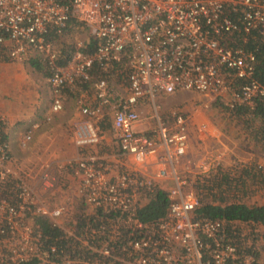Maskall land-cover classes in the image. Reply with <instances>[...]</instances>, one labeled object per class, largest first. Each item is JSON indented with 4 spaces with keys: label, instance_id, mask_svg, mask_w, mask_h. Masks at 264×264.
<instances>
[{
    "label": "built area",
    "instance_id": "built-area-1",
    "mask_svg": "<svg viewBox=\"0 0 264 264\" xmlns=\"http://www.w3.org/2000/svg\"><path fill=\"white\" fill-rule=\"evenodd\" d=\"M72 19L96 42V51L92 55L83 52L85 40H80L61 65L46 34L49 26L64 29ZM253 33L264 37V0H0V48L13 59L31 49L47 52L51 114L64 108V87L73 89L77 79H91L89 70L95 61L107 70L113 62L128 60L125 89L119 91L108 79L94 82V100L80 107L73 143L78 149L100 144L107 134L100 124L110 115L120 148L117 158L119 154L126 158L127 166L136 171L154 168L157 180H171L173 185L167 189L166 215L147 228L135 221L139 237L128 239L123 254L114 246L119 227L103 229L108 241L93 248L111 257L112 264H228L233 260L253 264L251 254L240 257L237 248L224 241L222 222L197 216L199 197L186 189L187 180L178 172L189 148V128L197 119L186 109L168 116L158 105L162 96L194 92L203 98L200 107L223 101L230 108H254L264 98V83L255 77L256 52L235 40L240 36L246 41ZM144 100L154 107V135L137 130L142 119L138 105ZM193 106L195 110L199 107L198 103ZM4 122L0 115V185L15 174L9 143L3 136ZM209 124L198 122L197 130L215 139L217 131ZM109 171H114L111 163L81 157L71 171L70 184L93 207L122 213L143 205L145 196L157 187V182L145 176L120 172L110 177ZM33 175L29 170L15 174L14 201L0 199V237L11 251L9 256L0 254L2 264L42 257L41 234L30 223L32 215L61 226L59 219L67 212L66 205H48L37 197L38 188L52 189L49 172L37 175L35 184H30ZM68 231L86 242L75 231ZM62 264L97 263L67 259Z\"/></svg>",
    "mask_w": 264,
    "mask_h": 264
},
{
    "label": "trees",
    "instance_id": "trees-1",
    "mask_svg": "<svg viewBox=\"0 0 264 264\" xmlns=\"http://www.w3.org/2000/svg\"><path fill=\"white\" fill-rule=\"evenodd\" d=\"M81 29V24L74 19L64 29H60L55 25L49 26L46 40L50 42L62 41L64 44L61 51L57 52L59 57L57 62L59 64L67 63L78 43L76 39L72 43L67 42L66 37H73ZM84 40L83 52L88 55L95 53L96 42L91 37H86ZM235 40H239L240 43L243 42L245 46L256 52L255 77L264 83V37L258 33H253L247 36L246 41H243L240 36H237ZM30 59L32 65L37 69L46 68L44 72L46 77L50 74L51 65L47 59ZM12 60L13 58L9 52L0 48V61L10 62ZM89 72L91 74L90 80L77 79L75 88L64 87L63 92L77 93L84 91L91 95L92 86L99 79H108L110 82L114 81L126 86L130 68L128 60L125 58L121 62H113L107 70L95 61ZM216 105L227 108L231 120H234L235 123L238 121L237 124H241V130L237 134V136H240L238 138L245 140L247 144H252L256 151L264 153V98L258 99L254 108L246 105L230 108L223 101L217 102ZM105 121L100 124V129L107 134H111L108 136H112V124L103 125ZM2 131L5 137L3 128ZM252 169L244 168V171H241L237 167H229L223 169V171L218 170L216 173L200 175L194 184L195 189L191 188L200 200L197 216L222 222L226 229L223 233L224 241L232 243L237 248V253L241 254L240 257L251 254L254 257L253 264H264V198L260 204H249L244 198L245 192H247L246 188L249 186L247 180L245 181V175L246 177L251 175L252 178L256 177V173ZM258 170L264 171V168L260 167ZM260 181L261 184H264V173ZM13 185L12 182L9 190H12ZM1 194L0 199L2 198ZM78 195L81 199L77 198L75 200L74 208L66 207L67 212L61 226L55 225L44 216L32 215L35 232L41 234L42 257H34L29 261H18L14 264H49V261L52 264H62L67 259L109 264L112 258L103 256L94 251L93 248L108 241L109 237L103 229L108 230L119 227L120 237L114 243V246L119 251L118 254H123V246L128 239L139 237L135 221L142 223L145 228L155 224L166 215L170 201L166 187L161 185H157L154 191L147 195L149 199L143 205L124 213L118 210L93 207L87 202L84 195L79 193ZM129 216L131 218L129 219L130 223L124 222L127 221ZM3 226L6 228V225ZM68 229L75 231L78 236L85 238L88 243L84 244L82 240L72 236ZM93 229H96L97 232H93ZM139 233L142 234L143 231L140 230ZM2 238L3 236L0 237V254L9 256L11 251L3 245ZM228 264L241 263L238 260H233Z\"/></svg>",
    "mask_w": 264,
    "mask_h": 264
},
{
    "label": "rangeland",
    "instance_id": "rangeland-1",
    "mask_svg": "<svg viewBox=\"0 0 264 264\" xmlns=\"http://www.w3.org/2000/svg\"><path fill=\"white\" fill-rule=\"evenodd\" d=\"M81 31H79V33L75 34L73 37L67 36L66 41H70L71 43L74 39H76V41H84V39L86 38V34L82 29ZM53 42V51L59 52L64 47L62 41L56 40V42ZM46 53L47 52L38 53L37 51L31 49L19 59H13L10 62L0 61V96L2 98H5L7 100V103H9V101L11 100V96L15 94L17 97L19 95L20 89L22 91L24 89L25 92H30L28 93V95H31V97L40 96L44 99H47V95H49V92H45V85H49H47V77L44 75L46 68L37 69L32 65L30 59H44ZM114 83L118 84L117 82ZM118 86L119 88H117L120 91V88L123 86L120 84H118ZM63 94L65 93L63 92ZM88 95L90 94H78V96L75 97L76 101H78H75V107L80 109V107L84 104V100L86 103ZM166 96L167 95H165V97H160L158 102V105L162 109L163 114H167L168 116H170L173 112H179L181 111V109H186L187 111H191L192 115L197 119V121H194L195 123L192 124L193 126L189 128L191 137L189 140V148L187 150V155L180 161L179 164L180 171L178 172L182 178L187 180L186 189L189 192H193L192 188L193 190L195 189L194 184L196 182V179L200 175L216 173L218 170L223 171V169H228L229 167H237V169H241V171H244V168H253L252 171H255L256 177L252 178V175L250 177H246L245 175V181L247 180V184L249 186L246 188L247 192H245L246 195L244 196V198L245 201H247L249 204H260L264 198V184H261L260 181L262 180L264 171H259L258 168H264V153L256 151L255 147L252 146V144L249 143V145L245 142V140L243 141L242 139L240 140L238 138L240 136H237V134H239L241 130V124H237L238 121L235 123L234 120H231L228 109L225 107H221L220 105L217 106L216 104H210L200 107L201 105L199 101H201L203 98L200 94L194 92H178L167 97ZM70 98L71 97H68V99ZM195 103H198L199 105L196 110L193 106V104ZM148 106L150 108V118L153 122L151 123L152 125H150V130H154L155 132L156 123L154 118H152V115L154 114V107L152 103H149ZM140 114L142 115L143 112H140ZM53 116H46V119L50 120ZM57 119L58 118L55 117L52 120L54 124L50 126V128L52 127V131L49 132L50 135L52 133H57L58 131H55V127L59 128V125L62 123L61 120L55 123ZM107 119L103 125H111L112 122L110 115L107 117ZM75 120L69 121L67 123V129H69V126L71 128V133H69L70 135L68 136V138L70 139V143L63 142L60 145H58L59 143H49V145L46 144L41 147H37V152L34 153L36 157L32 155L33 157L25 156L20 158L14 155V153H12V150L10 149L12 157V171H14L15 174L19 175V173L25 174L28 170L30 171L31 169L34 175L29 176L31 178V180L29 181L30 184H35L37 175L39 176L42 172H44L41 170L49 172V174L52 176L53 186L51 187V190L44 191L43 189L38 188L36 191L38 199L44 203H47L48 205L63 204L66 205V207L74 208L76 203L75 200L77 198H80V196L78 195L76 188H73V186L70 184L71 180L69 179V176L71 175V171L74 170L81 157H86L87 155H98L97 152L90 154L87 150L81 151L77 147H75V145H73V139L71 140V138H73L72 130L74 124L76 123ZM205 121H209V125H211L212 128L217 131L215 139H212L211 137H205V134L201 135L197 130L198 122L204 123ZM209 131L211 130L209 129ZM50 135L48 137H50ZM30 138L26 137V140H30ZM64 140L66 141L67 137L64 138ZM61 146L63 147L61 148ZM48 149L54 150L55 152L58 149L59 152L56 153V156H52L51 154L48 155ZM99 149L102 150L103 146L99 147ZM61 152H64V154H61ZM108 159L109 158H101V161L108 164L114 161ZM145 168L147 169L143 168V170L139 169L138 171H136L133 168L131 169L124 165H118L117 167H113L114 171H109V176H114L116 174H119L120 172L139 174V176H145L146 179H150L155 183L157 182V185L164 186L166 187V189L172 187L173 181L157 180V171H154V169H151L148 166ZM15 174H11L7 178V180L0 185V194L4 192L1 194L2 197L9 198L11 201H14V189H9L11 183H14L16 181ZM23 176L26 177L25 175ZM146 197L147 196H145V198ZM145 198L144 201H148V198L147 200ZM63 219L64 218L59 219L61 225ZM129 219H131L130 216L127 221L124 222L130 223ZM30 223L33 224V222ZM83 243L87 244L88 241H83ZM109 264H112V261L109 262Z\"/></svg>",
    "mask_w": 264,
    "mask_h": 264
},
{
    "label": "crops",
    "instance_id": "crops-1",
    "mask_svg": "<svg viewBox=\"0 0 264 264\" xmlns=\"http://www.w3.org/2000/svg\"><path fill=\"white\" fill-rule=\"evenodd\" d=\"M114 84L117 85V87L119 88L118 84L116 83ZM48 87L49 86L45 85V92L46 93L49 92V95H47V99H44L40 96L31 97V95H28V93L30 92H25L24 89L23 91L20 89L19 95L17 94L18 95L17 97L15 94L11 96V100L9 101V103H7V100L5 98H2L0 96V115L4 116L5 118L4 127H3L4 135L6 137L7 142L9 143L12 153H14V155H16L17 157L20 158L25 156L36 157V155H34V153L37 152L36 148L46 144L49 145V143H56V144L59 143L58 145L62 144L63 142L70 143V139L68 138V136L70 135L69 133H71L70 131L71 128L69 126V129H67V125H68L67 123L75 119H76L75 122H77L80 119V109L75 107L76 106L75 97L78 96V94L80 95L85 94V92L79 91L77 93L76 92L69 93V91H65L64 92L65 94H63L64 97L63 110L61 112L51 114L50 109L52 103V96H51V88ZM123 89L125 88L124 87L120 88V90ZM179 94H183V93H179ZM88 96L86 99V103H89L90 101L94 100L92 94ZM68 97L71 98L68 99ZM148 105H149L148 100H144V102L142 101V103L138 105L140 112L141 113L143 112V114L141 115L142 116L141 121L137 123V130L147 133L149 135H154L156 131L154 132V130L153 131L150 130V125H152L151 123L153 122L151 121L150 118V108ZM46 116L47 117L53 116V117L50 120H47ZM55 117L58 118L55 121V123L58 122L59 120H61L62 123L59 125V128L55 127V131L58 132L54 134L52 133L50 135L49 132L52 131V127L50 128V126L54 124L52 120ZM73 130H72V137L74 132ZM29 132L31 138L30 140H26V137L29 134ZM49 135L50 137H48ZM66 137L67 140L65 141L64 138ZM72 139L73 138H71V140ZM101 146H103L102 150L99 149V147ZM62 147L63 146H61V148ZM79 150L81 151L87 150L89 151L90 154L97 152L98 154L96 156L87 155L85 158L98 157L100 161L101 158H105V159L109 158L108 160H114L111 162L113 167L122 164H126L127 166L128 164H130V162L126 158L124 160V158L120 154L119 157L117 158V154L119 153L120 148L117 140L113 136V132L111 137H108V135H106L105 139L100 144L95 146H90L88 148H80ZM57 152H59L58 149L56 150V152L54 150L48 149V155L51 154L52 156L54 155L56 156ZM61 154H64V152H61ZM139 169L143 170V168L141 167H139ZM30 171L32 170L30 169ZM41 171H45V170H41Z\"/></svg>",
    "mask_w": 264,
    "mask_h": 264
}]
</instances>
